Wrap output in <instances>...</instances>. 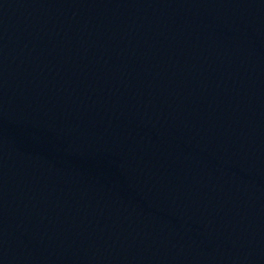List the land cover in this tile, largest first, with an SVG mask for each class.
<instances>
[{"label":"water","instance_id":"95a60500","mask_svg":"<svg viewBox=\"0 0 264 264\" xmlns=\"http://www.w3.org/2000/svg\"><path fill=\"white\" fill-rule=\"evenodd\" d=\"M0 264H264V0H0Z\"/></svg>","mask_w":264,"mask_h":264}]
</instances>
